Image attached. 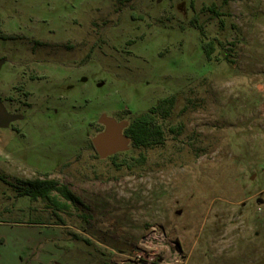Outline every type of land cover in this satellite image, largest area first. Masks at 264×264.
<instances>
[{
	"label": "rangeland",
	"instance_id": "1",
	"mask_svg": "<svg viewBox=\"0 0 264 264\" xmlns=\"http://www.w3.org/2000/svg\"><path fill=\"white\" fill-rule=\"evenodd\" d=\"M172 94L184 133L118 169ZM0 100V264H264V0H0Z\"/></svg>",
	"mask_w": 264,
	"mask_h": 264
},
{
	"label": "trees",
	"instance_id": "2",
	"mask_svg": "<svg viewBox=\"0 0 264 264\" xmlns=\"http://www.w3.org/2000/svg\"><path fill=\"white\" fill-rule=\"evenodd\" d=\"M198 28L203 36L204 52L210 60L215 50V44L213 41H205L206 32L204 28L201 25ZM177 102V95L172 94L158 102L147 112L131 119L129 124L124 128L123 133L131 141L132 147L141 152L138 157L123 158L120 161L118 154L112 156L111 161L118 169L122 167L130 169L134 166H143L147 161L145 151L164 146L168 141V135H172L173 139L177 140L184 133V124L171 123ZM187 106L183 107L182 112L187 110ZM22 195L30 197L32 201L41 200L47 203V205H52L54 207V214L59 218L58 211H67L71 208V205L83 204L82 200L67 185L60 184L55 179L37 178L25 181Z\"/></svg>",
	"mask_w": 264,
	"mask_h": 264
},
{
	"label": "water",
	"instance_id": "3",
	"mask_svg": "<svg viewBox=\"0 0 264 264\" xmlns=\"http://www.w3.org/2000/svg\"><path fill=\"white\" fill-rule=\"evenodd\" d=\"M104 118H106V117L104 116L103 119ZM15 119H17V116L7 113L4 104L0 100V127L6 126L9 122H11ZM103 119L101 121H103ZM95 145H96V147L99 148L100 144L98 143V141H95Z\"/></svg>",
	"mask_w": 264,
	"mask_h": 264
},
{
	"label": "crops",
	"instance_id": "4",
	"mask_svg": "<svg viewBox=\"0 0 264 264\" xmlns=\"http://www.w3.org/2000/svg\"><path fill=\"white\" fill-rule=\"evenodd\" d=\"M17 257V256H16ZM18 258V257H17ZM17 264V263H16Z\"/></svg>",
	"mask_w": 264,
	"mask_h": 264
},
{
	"label": "flooded vegetation",
	"instance_id": "5",
	"mask_svg": "<svg viewBox=\"0 0 264 264\" xmlns=\"http://www.w3.org/2000/svg\"><path fill=\"white\" fill-rule=\"evenodd\" d=\"M27 181H29V180H27Z\"/></svg>",
	"mask_w": 264,
	"mask_h": 264
}]
</instances>
